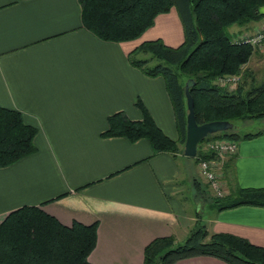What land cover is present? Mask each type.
Returning a JSON list of instances; mask_svg holds the SVG:
<instances>
[{
	"label": "crops",
	"instance_id": "1",
	"mask_svg": "<svg viewBox=\"0 0 264 264\" xmlns=\"http://www.w3.org/2000/svg\"><path fill=\"white\" fill-rule=\"evenodd\" d=\"M260 29L264 18L229 32ZM155 39L183 43L176 9L158 16L139 39L118 43L83 26L78 0H0V106L20 111L38 129L36 151L0 168V221L35 205L65 226L97 222L92 264H144L151 241L187 237L200 224L210 234L264 246V207L218 210L184 145L176 154L154 153L146 138L102 135L116 112L141 120L140 99L163 132L179 141L165 79L132 63L136 48ZM223 181L228 193L264 187V134L238 141ZM175 264L227 263L197 256Z\"/></svg>",
	"mask_w": 264,
	"mask_h": 264
},
{
	"label": "trees",
	"instance_id": "2",
	"mask_svg": "<svg viewBox=\"0 0 264 264\" xmlns=\"http://www.w3.org/2000/svg\"><path fill=\"white\" fill-rule=\"evenodd\" d=\"M78 2L83 26L104 41L120 43L137 40L155 24L158 16L173 8L184 28V41L177 47L155 39L145 41L136 48V52L151 54V60H159L154 67H148L150 60L147 58L132 61L148 76L161 75L165 79L180 134L179 141H174L163 132L140 99L135 104L141 111L142 119L131 120L124 112H116L108 117V128L103 136L124 137L131 142L146 138L154 153L179 152L178 145L185 143L187 118L186 81L182 82L179 71L195 81L190 92L197 123L218 120L234 123L237 119L264 118V83L244 92L241 84L229 90L216 82L222 76L240 74L254 54L255 46L235 43L228 30L234 25L243 26L263 19L264 0ZM236 128L202 140L194 158L196 162L217 158L215 153L203 150L202 145L208 140L230 139L238 142L264 134V131L240 133ZM37 133L38 129L27 123L20 111L0 106V168L34 153ZM236 155L226 159L223 173L233 165ZM197 183L201 185L199 181ZM212 201L218 210L244 205L264 207V187H238L225 197ZM97 226V222L84 225L76 221L71 226H65L40 206L24 205L0 221V264H92L88 257L96 246ZM197 256L214 257L227 264H264V246L231 233L210 234L201 224L181 244L174 236L151 241L144 251V264H175Z\"/></svg>",
	"mask_w": 264,
	"mask_h": 264
},
{
	"label": "built area",
	"instance_id": "3",
	"mask_svg": "<svg viewBox=\"0 0 264 264\" xmlns=\"http://www.w3.org/2000/svg\"><path fill=\"white\" fill-rule=\"evenodd\" d=\"M233 41L235 43H251L255 47L261 46L264 43V29L257 30L252 34L237 35L233 37ZM237 81V76L225 75L217 80V84L221 87L233 90L232 87L235 86L234 84H236ZM202 148L205 151L215 153L217 158L209 160L200 159L198 162L199 174L209 185L214 195L217 198H223L228 194V190L223 181L222 167L226 159L237 154L238 142L230 139H212L206 141Z\"/></svg>",
	"mask_w": 264,
	"mask_h": 264
},
{
	"label": "rangeland",
	"instance_id": "4",
	"mask_svg": "<svg viewBox=\"0 0 264 264\" xmlns=\"http://www.w3.org/2000/svg\"><path fill=\"white\" fill-rule=\"evenodd\" d=\"M158 25L160 26V24H158ZM229 30H228V32H229ZM155 31H157V30H155ZM229 34L232 37L237 36L234 33H230L229 32ZM263 44L261 46L256 47V50H255V52L253 54L255 57L252 55L254 58L251 57V59L248 61L249 64L246 63L243 66L241 73L240 74H233V75L238 77L237 83L234 84L235 85L234 87H232L233 90L236 89L237 86L241 84L242 87H243V91L245 92L247 89H249V88H251L253 86L262 85L264 83V58L261 59L260 61H258L259 59L257 58V57H259L261 55H264V45ZM133 57H134V59H139V58L140 59H144V58L149 59L150 63H149L148 67H154L159 62V60L157 58L156 59L154 58L153 60H151V57H152L151 54L146 53V52L144 53V52H141V51H139L138 53H135L133 55ZM179 74H180L182 82L185 83V81H187L189 76L187 74L183 73V72H180V71H179ZM234 124L237 126L236 129L240 133H256V132H259V131H264V118H262V119H237V120H234ZM183 145H180V146L182 147ZM218 173H219V171H218ZM220 179L222 181L221 177H220ZM204 182H205V180H204ZM205 184H206L205 186H206L207 192L211 193V197L212 198L211 197H209V198L211 200L217 198L214 195L213 191L210 190L209 185L206 182H205ZM207 213H208V211H207ZM203 216L204 215H202V217ZM198 218H199V222L202 221L201 215ZM186 238L187 237L183 236V237H181V239L178 238L176 240V242L181 244V243H183L185 241Z\"/></svg>",
	"mask_w": 264,
	"mask_h": 264
},
{
	"label": "water",
	"instance_id": "5",
	"mask_svg": "<svg viewBox=\"0 0 264 264\" xmlns=\"http://www.w3.org/2000/svg\"><path fill=\"white\" fill-rule=\"evenodd\" d=\"M195 85L194 79L190 78L185 83V96L187 106L186 118V138L184 143V154L187 157L195 158L199 143L209 135L234 130L236 126L230 121H211L199 124L196 121L194 110V99L190 92V88Z\"/></svg>",
	"mask_w": 264,
	"mask_h": 264
}]
</instances>
